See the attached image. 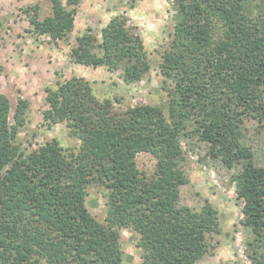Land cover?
Segmentation results:
<instances>
[{
  "label": "trees",
  "instance_id": "1",
  "mask_svg": "<svg viewBox=\"0 0 264 264\" xmlns=\"http://www.w3.org/2000/svg\"><path fill=\"white\" fill-rule=\"evenodd\" d=\"M80 1L51 0L42 18L37 4L25 11L36 34L57 41L72 31ZM172 8L173 36L159 64L165 108L117 109L73 76L46 87L42 114L48 127L65 123L79 148L54 138L26 151L17 135L28 101L18 100L11 121L0 92V264H124V227L148 245L140 264H195L219 221L208 200L199 210L177 201L188 180L181 144L188 134L215 147L226 165H241L234 182L248 257L264 264V166L255 164L244 133L249 120L264 128V0H172ZM127 21L116 14L100 38L84 33L71 60L109 70L124 62L123 81L141 80L150 62ZM141 152L156 159L150 177L137 166ZM90 185L105 189L104 222L86 207Z\"/></svg>",
  "mask_w": 264,
  "mask_h": 264
},
{
  "label": "rangeland",
  "instance_id": "2",
  "mask_svg": "<svg viewBox=\"0 0 264 264\" xmlns=\"http://www.w3.org/2000/svg\"><path fill=\"white\" fill-rule=\"evenodd\" d=\"M37 4L40 18L51 13V0H0V92L11 104L10 120L19 99L28 101L25 121L19 127L17 144L26 151L52 139L61 146L77 150L80 140L70 136L65 123L48 127L43 119L46 87L73 76L83 77L92 85L99 100L110 98L117 109L136 104L166 107L167 95L159 64L173 36L172 0H81L74 16V27L64 38L52 41L33 31L25 11ZM116 14H125L128 24L144 44L150 62L141 80L126 83L121 78L125 65L109 70L105 66H86L71 60L70 52L84 33L100 38L101 28ZM247 144L256 165L264 166V128L252 120L245 122ZM185 152L183 168L187 182L175 195L180 204L199 210L205 200L217 210L219 232L208 235L209 251L195 264H251L247 252L249 230L241 224L242 201L236 194L234 176L240 164L226 165L210 143L198 141L191 134L181 139ZM136 162L142 174L152 176L156 159L141 152ZM85 204L91 215L104 222L105 189L90 185ZM124 264H140L148 245L132 227L119 229Z\"/></svg>",
  "mask_w": 264,
  "mask_h": 264
}]
</instances>
